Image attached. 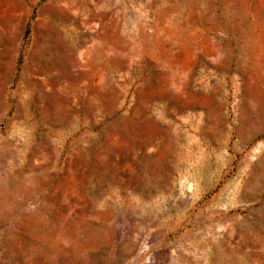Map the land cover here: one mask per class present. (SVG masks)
Wrapping results in <instances>:
<instances>
[{"label":"rangeland","instance_id":"1","mask_svg":"<svg viewBox=\"0 0 264 264\" xmlns=\"http://www.w3.org/2000/svg\"><path fill=\"white\" fill-rule=\"evenodd\" d=\"M0 264H264V0H0Z\"/></svg>","mask_w":264,"mask_h":264},{"label":"water","instance_id":"2","mask_svg":"<svg viewBox=\"0 0 264 264\" xmlns=\"http://www.w3.org/2000/svg\"><path fill=\"white\" fill-rule=\"evenodd\" d=\"M199 92L200 93L205 92V87L202 86L200 88ZM236 106H238V102H235L233 104L231 102H227L224 104V109L226 111V115L229 116V118H231L233 120H235L236 117H233L231 113L233 112V110L236 109ZM123 111H124L123 109L119 110L118 115L122 116ZM148 119L150 120V122H152L158 128H161V129H167L170 126V124L168 122H166V120H164L163 118H161L157 115H154V114L150 115V117ZM149 148H153L154 152L148 153ZM161 148H162V144H161V141L159 140L158 136L157 135L149 136L148 143H147L146 149H145V153L152 158H157L159 153H160ZM128 221L132 226L137 227L139 230V236H138L137 240L133 242V249H132L133 252H136L138 250L139 244L143 243V241H148L149 243H152V245L154 247H156V246L160 247L161 246V247H163L164 251H166V252H169V250H171L172 246H176V243H177L176 236L178 235V232L175 235L174 240L171 242H168V241H166L167 234H165L164 230H159V231H157V233L153 232L152 229L144 227L142 225L141 221H139L138 219L133 218L131 216H128ZM115 228H116V223L112 224V226L110 227L111 230H114ZM137 259L141 260V258H139V257H137Z\"/></svg>","mask_w":264,"mask_h":264},{"label":"bare ground","instance_id":"3","mask_svg":"<svg viewBox=\"0 0 264 264\" xmlns=\"http://www.w3.org/2000/svg\"><path fill=\"white\" fill-rule=\"evenodd\" d=\"M41 235H43V234H41ZM48 237V236H47ZM46 242V241H45ZM48 244V243H47Z\"/></svg>","mask_w":264,"mask_h":264}]
</instances>
